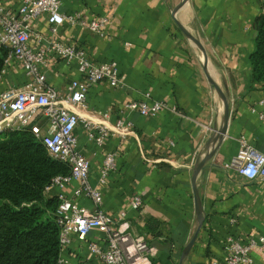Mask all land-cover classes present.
Here are the masks:
<instances>
[{"label": "crops", "instance_id": "obj_1", "mask_svg": "<svg viewBox=\"0 0 264 264\" xmlns=\"http://www.w3.org/2000/svg\"><path fill=\"white\" fill-rule=\"evenodd\" d=\"M17 12L20 0H3ZM182 0H64L61 12L79 14L87 21L108 17V37L100 38L80 26L65 24L58 39L83 48L96 63L116 62L123 88L114 89L103 81L88 95L86 108L78 109L76 129L79 150L91 165V183L103 193V209L118 217L127 212L134 232L159 250L156 264H180L184 249L198 229L193 189L194 167L207 151L222 118V103L203 69L197 46L178 27L173 12ZM264 0H190L177 20L204 46L209 71L229 98L231 117L225 139L214 158L198 178L205 222L185 264L224 261L228 238L243 243L264 236V179L250 181L226 169L246 140L264 152V82L256 81L251 57L256 50L257 22ZM38 48L51 39L47 17L35 21ZM41 41V42H40ZM49 86L64 91L81 80L75 63L56 54L48 56ZM31 82L19 62H13L0 81V95ZM150 93L164 101L169 110L154 118L133 113L123 115L125 103L140 101ZM175 109V111H174ZM134 125L127 136L111 134L102 146L89 137L87 125L115 130L118 120ZM37 124L46 131V120ZM108 154L116 155V167L106 184L100 183ZM77 183L65 194L81 206L94 209L86 197H75ZM53 189L50 196H58ZM140 196V210L131 202ZM157 221V225L153 224ZM104 248L105 235L94 231L82 242L74 236L61 254L63 264H104L89 250L92 244ZM123 247L128 258L138 252L130 237ZM253 264H264V251L252 252Z\"/></svg>", "mask_w": 264, "mask_h": 264}, {"label": "built area", "instance_id": "obj_2", "mask_svg": "<svg viewBox=\"0 0 264 264\" xmlns=\"http://www.w3.org/2000/svg\"><path fill=\"white\" fill-rule=\"evenodd\" d=\"M2 1L0 0V50L3 47L10 49L3 74L16 61L21 63L31 82L23 88L11 89L0 95V134L29 129L43 143L52 159L70 167L69 176L56 177L46 189L47 194L53 189L60 191L57 196L60 204L56 217L61 230L62 251L72 244L74 236L84 242L92 232L98 231L105 235L106 246L102 248L92 243L89 250L104 264H156L159 250L151 247L144 236L134 232L128 213L122 212L118 217H112L104 211L103 193L91 183V165L80 152L75 133L80 123L77 110L86 108L90 90L103 81L114 89H121L123 80L118 63H96L83 48L62 43L58 35L61 27L68 24L85 27L97 37L107 38L110 18L87 21L79 14L65 15L61 12L64 0H20L17 12L5 7ZM43 17H47L51 39L48 44L35 48L33 41L42 39L36 35L32 25ZM51 54H56L67 63H75L82 79L72 81L64 91L49 86L45 71ZM259 105L264 106V97ZM168 110L166 102L154 100L147 93L143 100L125 103L121 112L123 115L136 113L145 118H154ZM42 119L47 122L46 131L37 124ZM86 127L90 139L102 146L111 134L127 136L132 133L134 125L121 119L116 123L114 131L93 125ZM192 165L194 167L196 161ZM115 167L116 155L108 154L100 179L102 185L106 184ZM224 167L238 172L250 181L264 179V152L243 140L238 154ZM72 183L78 184L74 196L90 199L94 205L93 210L81 206L65 194L66 188ZM142 205V198L136 196L131 202V209L138 211ZM127 237L131 238L132 245L138 252L134 259L127 257L123 247V241ZM227 243L226 260L214 261L212 264H253L252 252L255 249L264 251V236L252 238L248 243L229 237ZM60 264L63 261L60 260Z\"/></svg>", "mask_w": 264, "mask_h": 264}, {"label": "trees", "instance_id": "obj_3", "mask_svg": "<svg viewBox=\"0 0 264 264\" xmlns=\"http://www.w3.org/2000/svg\"><path fill=\"white\" fill-rule=\"evenodd\" d=\"M257 31L251 61L256 81L264 82V5ZM9 55L10 49L1 48L0 81ZM70 173L31 130L0 134V264H60V202L46 189Z\"/></svg>", "mask_w": 264, "mask_h": 264}, {"label": "water", "instance_id": "obj_4", "mask_svg": "<svg viewBox=\"0 0 264 264\" xmlns=\"http://www.w3.org/2000/svg\"><path fill=\"white\" fill-rule=\"evenodd\" d=\"M190 0H182L180 5L176 7V9L173 12V16L175 18V21L180 28V30L184 33L186 38H188L190 41H192L199 51L201 52V55L203 57V69L205 71V74L207 76V79L211 85V87L216 91L218 94L221 103H222V118L219 128L213 133L212 137L210 138L208 145H207V151L203 155L202 158L196 163L194 167V177H193V189H194V198H195V206H196V216L198 221V229L190 241V243L187 245V247L184 249V252L182 254L180 264H185L186 259L190 255L198 237L201 232V229L205 222V212L203 208V203L201 200L200 192L198 189V178L204 168L207 166V164L214 158L217 151L221 147L225 136L227 135L228 128H229V122L231 117V107L229 103V98L227 94L224 92L222 87L215 81V79L211 76L209 71V62H208V56L206 53V50L199 39H197L193 34H191L178 20H177V14L179 11L188 5Z\"/></svg>", "mask_w": 264, "mask_h": 264}]
</instances>
